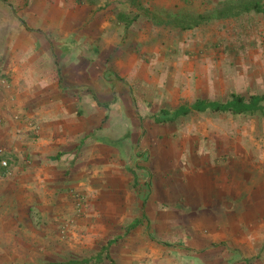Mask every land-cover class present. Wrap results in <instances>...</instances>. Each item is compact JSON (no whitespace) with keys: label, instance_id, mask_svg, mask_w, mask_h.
<instances>
[{"label":"rangeland","instance_id":"rangeland-1","mask_svg":"<svg viewBox=\"0 0 264 264\" xmlns=\"http://www.w3.org/2000/svg\"><path fill=\"white\" fill-rule=\"evenodd\" d=\"M232 91L264 92V0H0V264H264V107L167 118Z\"/></svg>","mask_w":264,"mask_h":264},{"label":"crops","instance_id":"crops-1","mask_svg":"<svg viewBox=\"0 0 264 264\" xmlns=\"http://www.w3.org/2000/svg\"><path fill=\"white\" fill-rule=\"evenodd\" d=\"M38 71L34 73L32 81V86L25 89H32L35 92V100L32 104V117L34 120L38 123L40 138L35 142L36 150H32L34 148H24L26 151H31L33 162L32 164L35 165L34 161L39 156H44L48 153L45 148L47 146L53 145V144H67L69 143L68 140H65V135L70 128L68 126V123L65 122H59L60 118H58L57 123H54V116H53V100H49L50 97V90L54 88L52 85V76H54L53 68H50L51 71L43 72L41 69H37ZM26 74V73H25ZM19 78H25V75H22ZM53 87V88H52ZM52 88V89H51ZM55 114V112H54ZM62 119V118H61ZM63 120V119H62ZM71 130L74 134V137L72 139L80 138L79 133L77 132L79 130L78 127H71ZM59 133V136L56 137ZM53 135L55 136L53 138ZM79 136V137H78ZM76 137V138H75ZM73 142V141H72ZM24 152V151H23ZM51 152V151H50ZM35 167H37L35 165ZM26 175L23 174V177ZM14 229V228H13ZM181 247V245H180Z\"/></svg>","mask_w":264,"mask_h":264},{"label":"trees","instance_id":"trees-1","mask_svg":"<svg viewBox=\"0 0 264 264\" xmlns=\"http://www.w3.org/2000/svg\"><path fill=\"white\" fill-rule=\"evenodd\" d=\"M264 92L261 94H250L249 96L245 97L239 93L236 92H230L228 98L224 102H217V101H207L204 99H197L188 107L186 106H179L171 116H168L167 118L173 119L178 115H184L187 112L191 110H197L202 111L205 109H210L213 111H222V112H230L232 114L236 113H245V112H255L257 110H260L264 107ZM162 113L166 115L165 109H162ZM134 175V173H133ZM101 260V257L99 254H96L94 256L88 257V258H82V259H69L65 262H49L47 264H92L99 262Z\"/></svg>","mask_w":264,"mask_h":264},{"label":"built area","instance_id":"built-area-1","mask_svg":"<svg viewBox=\"0 0 264 264\" xmlns=\"http://www.w3.org/2000/svg\"><path fill=\"white\" fill-rule=\"evenodd\" d=\"M0 164H1L2 166H6V165H7V162H6L5 159H1V160H0Z\"/></svg>","mask_w":264,"mask_h":264}]
</instances>
